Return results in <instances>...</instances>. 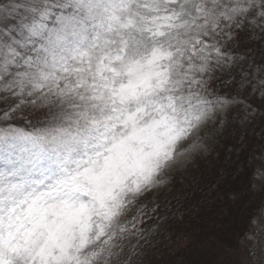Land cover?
<instances>
[{
	"label": "snow or ice",
	"instance_id": "snow-or-ice-1",
	"mask_svg": "<svg viewBox=\"0 0 264 264\" xmlns=\"http://www.w3.org/2000/svg\"><path fill=\"white\" fill-rule=\"evenodd\" d=\"M242 35L264 57V0H0V264H142V198L209 121L264 102ZM250 224L264 264V206Z\"/></svg>",
	"mask_w": 264,
	"mask_h": 264
},
{
	"label": "rangeland",
	"instance_id": "rangeland-1",
	"mask_svg": "<svg viewBox=\"0 0 264 264\" xmlns=\"http://www.w3.org/2000/svg\"><path fill=\"white\" fill-rule=\"evenodd\" d=\"M261 60L260 48L241 36L240 53ZM251 110L233 113L223 125L212 121L183 147L195 142L161 177L164 183L142 198L159 204L140 259L142 264H256L259 255L249 242L256 225L250 218L264 206V188L256 171L264 161V102L249 94ZM6 105L0 103V116ZM31 107L17 112L14 127L25 128ZM158 197V199H157ZM149 215H152L151 207ZM254 240V239H253ZM250 245L251 248H250Z\"/></svg>",
	"mask_w": 264,
	"mask_h": 264
},
{
	"label": "trees",
	"instance_id": "trees-1",
	"mask_svg": "<svg viewBox=\"0 0 264 264\" xmlns=\"http://www.w3.org/2000/svg\"><path fill=\"white\" fill-rule=\"evenodd\" d=\"M242 237H243V235H239V236H237L235 241L240 243ZM252 240H253V239H252ZM254 243H256L255 239H254Z\"/></svg>",
	"mask_w": 264,
	"mask_h": 264
}]
</instances>
